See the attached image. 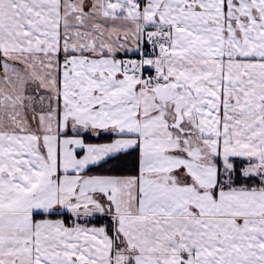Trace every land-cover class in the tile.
<instances>
[{"label":"snow or ice","instance_id":"1","mask_svg":"<svg viewBox=\"0 0 264 264\" xmlns=\"http://www.w3.org/2000/svg\"><path fill=\"white\" fill-rule=\"evenodd\" d=\"M0 264H264V0H0Z\"/></svg>","mask_w":264,"mask_h":264}]
</instances>
